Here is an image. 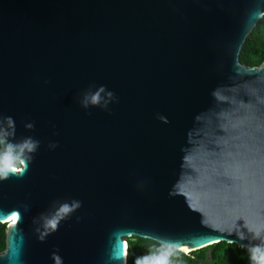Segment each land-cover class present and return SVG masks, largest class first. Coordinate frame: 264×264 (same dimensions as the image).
Wrapping results in <instances>:
<instances>
[{"label": "water", "instance_id": "water-1", "mask_svg": "<svg viewBox=\"0 0 264 264\" xmlns=\"http://www.w3.org/2000/svg\"><path fill=\"white\" fill-rule=\"evenodd\" d=\"M263 17L0 0V146L19 161L0 164V264H127L133 237L264 256V62L240 61Z\"/></svg>", "mask_w": 264, "mask_h": 264}, {"label": "trees", "instance_id": "trees-1", "mask_svg": "<svg viewBox=\"0 0 264 264\" xmlns=\"http://www.w3.org/2000/svg\"><path fill=\"white\" fill-rule=\"evenodd\" d=\"M240 61L247 66L264 62V17L248 37L240 52ZM0 164L18 166L19 161L11 151L0 146ZM127 264H260L253 253L225 242L185 254L144 238L128 239ZM6 247V225L0 223V252Z\"/></svg>", "mask_w": 264, "mask_h": 264}, {"label": "clouds", "instance_id": "clouds-1", "mask_svg": "<svg viewBox=\"0 0 264 264\" xmlns=\"http://www.w3.org/2000/svg\"><path fill=\"white\" fill-rule=\"evenodd\" d=\"M253 260L257 259V256L255 255V252L253 253V256L251 257ZM260 264H264V256L260 258Z\"/></svg>", "mask_w": 264, "mask_h": 264}, {"label": "snow or ice", "instance_id": "snow-or-ice-1", "mask_svg": "<svg viewBox=\"0 0 264 264\" xmlns=\"http://www.w3.org/2000/svg\"><path fill=\"white\" fill-rule=\"evenodd\" d=\"M12 171L18 172V171H20V169H12ZM13 218L15 219V217H13Z\"/></svg>", "mask_w": 264, "mask_h": 264}, {"label": "rangeland", "instance_id": "rangeland-1", "mask_svg": "<svg viewBox=\"0 0 264 264\" xmlns=\"http://www.w3.org/2000/svg\"><path fill=\"white\" fill-rule=\"evenodd\" d=\"M16 167H19V165H18V166H16Z\"/></svg>", "mask_w": 264, "mask_h": 264}]
</instances>
